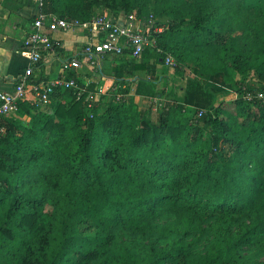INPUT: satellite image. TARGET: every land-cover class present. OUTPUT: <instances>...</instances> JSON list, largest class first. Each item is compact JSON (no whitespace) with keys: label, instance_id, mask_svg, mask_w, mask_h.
Returning <instances> with one entry per match:
<instances>
[{"label":"trees","instance_id":"obj_1","mask_svg":"<svg viewBox=\"0 0 264 264\" xmlns=\"http://www.w3.org/2000/svg\"><path fill=\"white\" fill-rule=\"evenodd\" d=\"M38 8L80 21L104 11L152 16L162 30L140 59L125 50L105 55V70L83 63L84 73L64 72L80 86L107 72L104 93L91 97L98 82L88 80L79 93L56 88L51 109L28 97L0 119V264H264L243 253L264 254V98L245 97L264 87V0H39ZM167 55L171 77L189 70L196 87L182 98L137 79L131 93L130 78ZM44 66L34 63L27 83L49 80ZM216 76L230 98L215 101L204 88ZM157 95L155 113L137 101ZM120 231L141 247L118 243Z\"/></svg>","mask_w":264,"mask_h":264},{"label":"built area","instance_id":"obj_2","mask_svg":"<svg viewBox=\"0 0 264 264\" xmlns=\"http://www.w3.org/2000/svg\"><path fill=\"white\" fill-rule=\"evenodd\" d=\"M152 16L147 23L134 13L127 14L122 20H114L105 12L94 14L86 21L75 18L58 17L54 14L39 13L29 25V30L20 46L22 54L28 63L20 75L19 82L12 83L10 89L0 90V119L15 113L20 101L31 97L40 104L48 103L50 95L56 88H75L78 93L84 90L89 81L80 86L74 78H65L64 72L70 69H82L83 63L101 69L103 59L107 54H128L134 59H140L142 52L150 46H155V34L161 27L152 26ZM80 28L87 33L86 42L80 49V57L73 56L62 61V74L45 82L27 83L26 78L33 70L37 61L48 62L53 57L58 42L52 37L55 30H73ZM165 64H173L170 55L165 57ZM97 91L91 94L95 96ZM121 94L117 95V98ZM246 98H264V87L255 92L247 93ZM202 111L199 112V114Z\"/></svg>","mask_w":264,"mask_h":264},{"label":"crops","instance_id":"obj_3","mask_svg":"<svg viewBox=\"0 0 264 264\" xmlns=\"http://www.w3.org/2000/svg\"><path fill=\"white\" fill-rule=\"evenodd\" d=\"M38 3L39 0H0V90L11 88L13 80L18 77L27 62L20 46L29 30L31 18L39 12ZM86 33L80 28L52 32L58 46L53 57L44 66V73L50 76L49 79L61 75L62 61L76 56L86 42ZM109 66V62L105 61L101 69L105 70ZM135 85V77H131V88Z\"/></svg>","mask_w":264,"mask_h":264},{"label":"rangeland","instance_id":"obj_4","mask_svg":"<svg viewBox=\"0 0 264 264\" xmlns=\"http://www.w3.org/2000/svg\"><path fill=\"white\" fill-rule=\"evenodd\" d=\"M103 11V10H102ZM105 12V11H104ZM121 15H123V12H120ZM107 69V68H105ZM84 71L81 72H85L86 69H83ZM171 72H173V69L171 68V66L165 64L164 63H159V62H155L153 64H150L148 67L147 72H139L136 73L135 80L137 81V79L140 80H147V82H156L157 87H159V89L161 90L162 87H166V89H170V88H176V94L179 95L180 97L183 98L184 93H188L190 91H192L191 87H196L197 83L200 81L198 78H196L193 74H191L189 72V70H185L184 73L181 76L172 78L171 77ZM96 74V73H95ZM95 74H91V76H85L84 75V79L87 80H97L98 82V86L96 88V91L98 92V94L100 93H104L105 91H107V88L110 84V75L106 72L104 75H101L100 77L98 76H94ZM131 74V73H130ZM133 74V72H132ZM94 76V77H93ZM87 77V78H86ZM87 80V81H88ZM190 87V88H189ZM204 88H208L212 93L215 94V101L219 98H230L232 96L231 90L229 87H227L221 80V78L219 76L213 77L212 79H210L209 81H206V84H204ZM194 90V89H193ZM133 93V89L131 88L130 90ZM150 99V98H149ZM149 99L146 98H141L137 96V101L140 105L146 106V105H150L152 103H154L153 105V113L154 110H156V107H158L159 103L164 101V97L163 95H157L156 97L153 98V102H150ZM192 102V109H196V105ZM41 107L43 109H51V106H48V103L45 104H41ZM202 110V109H201ZM45 208L47 210H50V204H47L45 206ZM222 228V227H221ZM210 237V236H209ZM134 240V237H129L125 234H123L122 231H120L119 237H118V243H122L124 245H129L131 243V241ZM149 240H145L143 243H147ZM206 240H202L199 243L196 244L195 250H200L203 245L205 244ZM134 243L130 244L131 246H133ZM135 245V244H134ZM136 249H139L141 247L140 244H136L135 245ZM243 253L246 255V257L250 260V261H256V260H264V254H261L260 256H253V254L255 253V248H248V246H244L243 248Z\"/></svg>","mask_w":264,"mask_h":264}]
</instances>
